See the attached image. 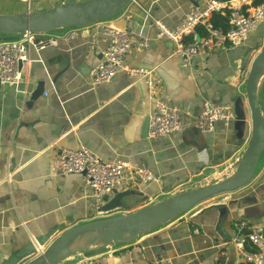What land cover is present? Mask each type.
Instances as JSON below:
<instances>
[{
	"label": "crops",
	"instance_id": "crops-1",
	"mask_svg": "<svg viewBox=\"0 0 264 264\" xmlns=\"http://www.w3.org/2000/svg\"><path fill=\"white\" fill-rule=\"evenodd\" d=\"M62 1L0 0V14L45 10ZM206 1L199 0L200 6ZM193 6L191 0H131L116 18L131 31L133 47L125 63L150 73L154 94L144 78L127 71L91 83V71L109 43L104 21L51 32L57 45L31 48L23 80L0 83V264L54 226L58 229L46 245L73 226L219 181L243 156L251 136L245 84L254 56L264 47V22L240 46L217 47L187 59L174 53L169 39L157 36L153 22L175 28ZM239 96L247 116L241 138L234 120L216 122L210 132L195 127L205 101L234 108ZM157 98L180 109L183 128L152 139L145 122L156 110ZM257 98L264 122V75ZM64 147H84L104 160L145 166L155 180L136 182L126 172L117 191L137 193L122 198L123 204L142 203L99 214L82 174L58 173L57 155ZM240 221L264 224V150L246 186L201 202L131 242L81 252L61 264H248L235 241L243 239Z\"/></svg>",
	"mask_w": 264,
	"mask_h": 264
},
{
	"label": "built area",
	"instance_id": "built-area-1",
	"mask_svg": "<svg viewBox=\"0 0 264 264\" xmlns=\"http://www.w3.org/2000/svg\"><path fill=\"white\" fill-rule=\"evenodd\" d=\"M236 2L238 4H236ZM247 5L246 9L241 6ZM220 13L228 17L227 29L214 26L212 17ZM264 22V0H207L203 6H193L180 24L170 28L161 20L153 23L157 36L169 39L174 45V53L187 59L198 54L207 53L217 47H237L244 43L248 35L259 23ZM105 35L109 38L103 50L102 59L91 71V83L96 85L112 80L122 71L146 80L154 94V81L145 69L129 68L126 59L130 54L133 42L128 26L119 27L115 20H106L103 24ZM202 28V35L195 36ZM191 37V40H188ZM57 37L49 33H25L12 39L0 42V82L17 84L24 78V67L31 62L30 50H42L56 46ZM141 46L147 47L146 42ZM178 107L170 106L166 100L157 98L156 110L149 116L148 137L159 139L180 132L183 128ZM235 113L232 106L215 105L205 101L195 121V127L201 132H210L216 122L230 123ZM59 174H82L83 180L90 188L98 213L105 215L101 207L109 196L120 186L130 173V179L142 183L155 180L154 174L145 166H131L122 160L109 161L102 159L88 148H61L57 155ZM243 239H236L243 259L248 264H264V224H249L246 221L237 223ZM248 244V248L245 245ZM39 250V249H38Z\"/></svg>",
	"mask_w": 264,
	"mask_h": 264
},
{
	"label": "water",
	"instance_id": "water-1",
	"mask_svg": "<svg viewBox=\"0 0 264 264\" xmlns=\"http://www.w3.org/2000/svg\"><path fill=\"white\" fill-rule=\"evenodd\" d=\"M131 0H64L55 6L19 14H0V42L8 36H19L25 33H49L71 27H80L101 21L115 19V24L125 27L124 22L116 20ZM194 6H199V0H191ZM123 21V20H122ZM199 39V36L197 37ZM264 75V47L254 56L245 84V99L249 106L251 119V136L243 156L236 161L229 170L231 174H220L219 181H213L179 194L162 199L152 205L133 210L127 214H119L106 218L91 220L65 230L46 242L58 229L50 228L42 234L36 243L17 252L4 264H16L21 258L36 254L38 248L46 245L25 264H61L69 257L81 252L95 251L114 243H128L138 236L168 223L201 202L214 196L233 192L246 186L255 174L261 154L264 150V122L257 94L261 78ZM1 83V82H0ZM234 127L237 136L241 138L247 127L244 97L239 96L234 103ZM148 133L149 117L145 122ZM114 197L107 201L100 209L103 213L111 212L120 207L134 208L142 202L124 205L122 198L135 194V190L119 192L114 190ZM139 195H142L140 193ZM96 231L104 239L93 242L88 248L66 252L70 241L78 236Z\"/></svg>",
	"mask_w": 264,
	"mask_h": 264
},
{
	"label": "bare ground",
	"instance_id": "bare-ground-1",
	"mask_svg": "<svg viewBox=\"0 0 264 264\" xmlns=\"http://www.w3.org/2000/svg\"><path fill=\"white\" fill-rule=\"evenodd\" d=\"M103 235L96 231L86 233L84 236H78L73 238L66 247V252L77 251L83 248H88L93 242H99L103 240Z\"/></svg>",
	"mask_w": 264,
	"mask_h": 264
},
{
	"label": "trees",
	"instance_id": "trees-1",
	"mask_svg": "<svg viewBox=\"0 0 264 264\" xmlns=\"http://www.w3.org/2000/svg\"><path fill=\"white\" fill-rule=\"evenodd\" d=\"M212 22H213L214 26H216V27H222L224 29H227L229 27V25H228V17L224 16V15H222L220 13H215L213 15ZM202 33H203V30H202V28H200L199 29V35H202ZM9 39H12V37L9 38Z\"/></svg>",
	"mask_w": 264,
	"mask_h": 264
},
{
	"label": "rangeland",
	"instance_id": "rangeland-1",
	"mask_svg": "<svg viewBox=\"0 0 264 264\" xmlns=\"http://www.w3.org/2000/svg\"><path fill=\"white\" fill-rule=\"evenodd\" d=\"M6 39H9V38H11L10 36H8V37H5ZM107 217H109V216H107ZM103 218H106V216L105 217H103ZM98 219H101V218H98Z\"/></svg>",
	"mask_w": 264,
	"mask_h": 264
}]
</instances>
